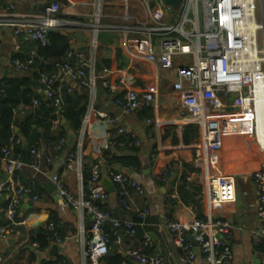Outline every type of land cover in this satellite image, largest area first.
<instances>
[{"label": "built area", "instance_id": "obj_1", "mask_svg": "<svg viewBox=\"0 0 264 264\" xmlns=\"http://www.w3.org/2000/svg\"><path fill=\"white\" fill-rule=\"evenodd\" d=\"M1 1L4 4L0 5V29L9 30L14 36L23 37L41 47L48 43L49 30L91 31L94 53L99 33L118 36L120 50L129 62L127 70H135L136 64L145 66L148 80L154 85L152 92L139 96L128 74H123L116 84H110L101 75H95L93 62L89 64L84 61L81 52L70 50L67 53L69 61L55 64V73H40L37 79L41 97L54 108L56 118L52 123L53 129L61 125L60 73L73 85L89 90L92 97L98 80L101 81L100 89L111 96L122 89L123 97L115 99L114 103L123 115H131L140 109L142 102L154 104L159 96L161 74L175 71L171 86L179 93L180 123L182 126L193 125L199 130L198 138L190 147L194 164L202 166L199 185L206 218L194 215L189 221L166 220L167 229L181 251L183 264H228L231 252L227 242L231 238L232 226L218 215L224 208L233 205L236 180L233 175H221L218 170L221 168V152L226 134L243 137L248 144L255 141L252 133L246 137L240 132L242 124L238 123L246 116H252L251 105L257 77L262 73L261 66H255L254 49H258V45L253 41L250 31V23L255 20V4L259 0H181L177 9L164 6L162 0H65V6L59 0H39L44 10L36 14H19L12 0ZM74 9L93 10V15H84L86 21L82 23L67 22L59 17L69 15V11ZM175 12H179L178 17L174 16ZM36 58L37 53L33 50L27 58L13 59L12 66L19 72H35ZM186 58L190 63H186ZM106 73L104 70L103 74ZM66 92L71 93L72 89L67 88ZM39 106L40 101L34 98L28 106L18 105L13 114L25 115ZM145 123L153 129L163 124L158 117L147 119ZM90 124L112 128L114 120L105 112L89 106L75 151L68 152L62 161L65 170L76 174L78 192L70 191L57 174H51L50 181L60 199V210H72L79 216L78 238L83 258L98 264L106 257L112 243L106 226L110 225L114 231L123 227L132 235L134 224L115 220L100 208L108 195L101 185L100 165L95 164L91 168L89 189L84 191L82 187L83 140L88 135ZM109 132L107 130L104 134L106 143L103 150L113 146ZM131 137L135 146H139V141ZM21 141V138L12 136L9 145L0 150V172L3 173V179L0 178V196L7 197L6 207L0 210L6 221L5 225L0 226V240H6L18 225L19 206L23 197L32 194L33 200L39 198L35 193L36 185L32 182L22 184L16 173L28 166L34 174H40L41 161L45 160L48 164L52 161L51 157L44 158L42 146H33L29 151L31 161L25 164L11 147ZM66 145L67 138H63L51 148L59 154ZM48 146L44 145V148ZM151 160L154 163L157 157L154 155ZM107 171V178L118 187L120 198L125 197L129 189L139 195L145 194L141 184L130 175ZM169 171L161 169L156 180L166 182ZM253 181L257 190L256 215L261 226L258 236L264 240V160L253 171ZM122 203L127 209L129 204ZM149 216L147 208L138 212L141 227L146 225ZM85 221L89 222L88 228L85 227ZM46 230L51 232L54 244L62 243L53 224L47 225ZM186 233L193 238L195 247L186 240ZM33 246L38 247L37 244ZM151 248V238L146 234L142 244L128 251L127 256L135 264H165L159 252L147 253ZM54 264L67 263L55 261ZM261 264H264V260Z\"/></svg>", "mask_w": 264, "mask_h": 264}, {"label": "crops", "instance_id": "obj_2", "mask_svg": "<svg viewBox=\"0 0 264 264\" xmlns=\"http://www.w3.org/2000/svg\"><path fill=\"white\" fill-rule=\"evenodd\" d=\"M12 3L19 14H36L40 12L39 0H12ZM86 14H90L88 10L74 9L70 10L67 16L60 15L62 16L60 18L67 22L82 23L86 21L84 18ZM62 33L71 37L70 50L81 52L84 61L89 64L93 62L94 67L102 59L110 61L111 67L109 69L103 67L98 73L108 83L116 84L123 78V74H128L130 83L139 96L153 91L154 85L148 80L145 66L136 64L138 66L135 70L128 71L127 64L129 62L124 57L126 61L125 67L118 69L119 62L117 63L116 61L115 46H118L120 49L119 40L115 45H111L109 41H106L107 38L116 37V35L99 33L97 48L94 53L91 45L93 38L91 31L75 32L65 30ZM77 33L82 34L84 41L75 39ZM36 47L37 44L34 42L26 40L23 37H16L9 30L0 29V81L15 80L24 82L30 80L31 85L29 89L32 95L40 102L49 105L50 103L48 104L47 100L41 97L40 87L37 82L39 74L46 73V69L49 66L48 62H44L45 66L39 71L37 67L43 61L37 57L35 72H19L12 66L13 59L27 58L31 51H36ZM81 48L85 49L81 50ZM64 60L69 61L67 57ZM104 70H106V74H103ZM174 79V70L163 72L158 85L159 96L156 102L154 104L142 102L137 112L131 115H123L114 103L115 99L123 97L124 91L121 87V90L113 96L102 90V94L95 99V96L92 97L89 90L79 88L70 83L66 78H59L58 76V84L62 87L61 98L67 88L72 89L73 102L70 103V106H74V103L81 104V97L85 96L88 102L87 110L91 105L93 109L105 112L114 120L112 128H106L105 126L96 127L93 124L88 126V135L83 140L81 156L83 161L82 187L84 191L89 189V180H84V174L89 175L93 165H100L101 182L104 178H107V170L116 173L112 167L120 166L113 164L110 167L103 158V146L106 143L104 134L107 130L112 131L113 129V133L115 134L113 140H115V137L122 135L125 140L131 139L134 142L131 137L132 135L139 141V146H135L134 144V147L138 150L135 156L140 160L141 167L144 159H148L150 162L152 156L155 155L157 157V161L153 163L151 160L150 162V174L147 178L142 174V171L126 170L120 166L121 173L127 174V171H131L130 176L141 184L144 189V195H139L129 189L127 190V195L120 198L118 195L119 189L115 186V192L107 193V199L101 205L104 211L110 214L111 218L120 221H127V218H130L131 223H133V217L139 219L138 212L141 209L147 208L150 214L148 218L157 220V222L147 223L145 226L149 229L147 235L151 238L152 243V248L148 249L147 253L149 254L153 251L159 252L164 257L165 264H183L181 262V251L169 234L166 220L169 218L172 220L189 221L197 213L201 218H206V210L202 203L199 185L201 169L194 164L193 151L190 147L198 138L199 130L197 129L198 134L195 138L191 139L188 144H184V130L187 126L193 125L182 126L180 123L179 93L174 91L171 86ZM100 82L98 80L96 88L100 89ZM145 107L149 108L151 118L158 117L163 122L160 128L153 129L151 125L145 123L147 120L144 114ZM257 112H264V108L260 111L257 110ZM257 112L253 117V133L256 126L257 114H261ZM25 116L26 114L17 113L14 115V119L20 121ZM261 122L264 124V121ZM61 126L67 130L66 124H61ZM81 128L74 134L76 142L80 138ZM51 129L54 130L53 128ZM16 130L17 128H15L14 134ZM260 131L264 130L260 129ZM37 132L39 137H42L43 131L40 128L37 129ZM260 134L254 135L257 142L264 147V136ZM15 135H18V133ZM18 138H21L22 141L17 146L23 148L25 145L24 140L22 137ZM240 138L237 137L239 142H241ZM122 145V143L118 144L117 148H122ZM41 146L44 158L51 157L52 159L49 164L45 160L41 161L42 173L34 174L28 166H24L16 173L22 184L25 185L32 182L36 185L35 193L39 198L33 200L32 194L23 197L19 206L18 225L14 227L13 233L6 240H0L2 264H29L31 262L39 264L41 262L50 263L55 261H65L67 264H93L82 256L80 240L78 238L80 227L78 214L72 210H60L61 202L47 194L43 188L44 183L50 181L51 174H57L70 191L78 192L76 174L65 170L62 163L68 152L75 151V146L72 150V147L66 145L59 154H56L53 150L45 149L43 145ZM246 149L247 152L239 149L236 137H232L230 134L224 136L223 150L221 152V168L218 170V173L221 175H233L236 180L235 201L233 205L224 208L218 215L222 221H226L232 226L231 238L227 242L231 252L228 264H261L262 260H264V250H260L262 245H264V240L258 236L261 226L256 215L257 190L253 181L254 167L264 160L262 158L264 154H260L257 145L256 148L252 149L251 147H247L246 144ZM112 153L114 156L117 155V151L114 148L112 149ZM21 159L25 164H28L31 161V156L29 154L21 157ZM0 168L2 169L1 164ZM164 168L170 169L168 177L166 182H159L156 180V176ZM182 176L184 177L185 187L180 181ZM0 178L3 179V173L1 172ZM179 186L184 187V192L191 193L190 197L189 195L187 196L186 204L182 203L181 197L177 192V187ZM167 196L170 197L168 198ZM184 196L186 197V195ZM168 200L171 201L166 202ZM122 202L129 204L127 209L123 206ZM6 205L7 197L0 196V210L4 209ZM52 217L57 220V228L54 227L55 231H57L63 240L61 244H57L58 253L54 257L49 256V249L52 245L56 244L51 242L46 251L40 252L38 247L33 246L36 243L32 241L37 236L38 230L44 228ZM88 223V221H85L86 228L89 227ZM5 224V218L0 213V226ZM110 228L112 232L111 236L114 237L112 242L113 248L123 258H127V252L133 250L135 243L131 239L120 235L121 228L117 231H114L111 226ZM128 261L129 264H135L133 261ZM98 264H103V261H100Z\"/></svg>", "mask_w": 264, "mask_h": 264}, {"label": "trees", "instance_id": "obj_3", "mask_svg": "<svg viewBox=\"0 0 264 264\" xmlns=\"http://www.w3.org/2000/svg\"><path fill=\"white\" fill-rule=\"evenodd\" d=\"M2 4H4V2L0 0V5ZM59 17L62 18V16ZM70 40V35L58 32L52 33L48 36V43L46 46L41 47L37 45V57L43 62H48L49 64L45 74L51 75L55 73V64L65 62L64 59L67 57L68 51H70ZM118 40L119 37H109L106 39V41H109V44L111 45H115ZM115 47L116 61L117 63L119 62L117 67L118 69H121L122 67H124L126 61L118 46ZM103 67H105V69H109L111 67L110 61L102 59L99 61V63H96L94 67L96 76ZM1 84H3V86H1ZM30 85V80H26L24 82H18L15 80L0 81V91H2V93H0V150L5 146L9 145V139L12 136H15L16 138L22 137L24 143L28 146V149L26 151L22 147L17 146L15 144H12L11 146L14 154L20 155L21 157L29 155V151L33 146L49 145L45 149L52 150L51 147L57 144L60 139L67 138L69 132L76 134L78 130L82 127V123L86 115L88 106L87 97L85 96L81 97V104L74 103V106H70V103L73 102L72 93H67L66 91L63 92V104L60 111V119L63 118L65 120L67 130H65L64 127H62L61 125H59L54 130L51 129L52 123L56 118L53 114L54 108L52 107L51 103L47 105L46 103L40 102V106L37 110L28 112L23 120H16L14 119L13 111L17 108V106L20 104L28 106L31 104V101L36 98L32 95L29 89ZM23 87L24 89L22 90ZM144 114L146 119H151L152 116L148 107L144 108ZM15 128H17L18 130V135L14 134ZM38 128L43 131L42 137H39L38 135ZM197 129L198 128L195 126H187L185 128L183 135L184 144H188L191 139L197 136ZM109 133L113 146L103 151V158L106 161L107 165L111 167L113 164H117L120 165L123 169L140 172L141 162L135 156V154L138 153V150L134 147V142L131 139L125 140L122 135H120L119 137H115V140H113V137L115 135L113 133V129ZM120 143L123 144L122 148H117L118 144ZM250 147L254 149L256 148V144L253 143ZM113 148L117 151V155L115 156L112 153ZM73 149L74 147H72V150ZM90 174L91 172L89 173V175L84 174V180L88 181L90 178ZM180 181L185 187L186 185L184 183L183 176L181 177ZM184 187H177V192L181 197L182 203L186 204L187 196L189 195L190 197L191 193H188L187 191L184 192ZM183 192L186 197L183 195ZM170 201L171 200H168L166 202ZM100 208L104 210L102 205H100ZM197 217L201 218L198 213ZM168 220L172 219L168 218ZM132 222L134 224V234L130 235L122 227L120 230V235L127 239H131L135 243L133 248L135 249L140 244H142L143 236L148 233L149 229L145 227L146 225L144 227H141L139 225L141 223L140 219L133 217ZM152 222H157V220L148 218L145 224H149ZM49 224H53V226L57 228L56 218H50L46 223L45 227L39 229L37 232V236L32 240L38 245V250L40 252L46 251L52 242V234L51 232L48 233L46 230V226ZM55 228L54 231L56 230ZM105 229L110 236L111 242H113L114 237L111 236L112 232L110 225L106 226ZM260 250H264V245H262ZM127 259L130 260L129 257L123 258L120 254H118L111 243L110 250L102 261L103 264H129V261ZM39 264H54V262H41Z\"/></svg>", "mask_w": 264, "mask_h": 264}, {"label": "water", "instance_id": "obj_4", "mask_svg": "<svg viewBox=\"0 0 264 264\" xmlns=\"http://www.w3.org/2000/svg\"><path fill=\"white\" fill-rule=\"evenodd\" d=\"M180 1L181 0H162V3L164 6H171L173 9H177L179 4H180ZM60 4L62 6H65L66 5V2L65 0H59ZM44 10V6H40V12H42ZM59 31L57 30H49L48 31V36L52 33H58ZM75 39L77 40H81V41H84V37L82 36L81 33H77L76 36H75ZM85 48H81V50H84ZM45 66L44 62H40V64L38 65V70L41 71L43 69V67ZM63 77V74L60 73L59 74V78H62ZM102 90L99 89V88H96L95 89V93H94V96H95V99L98 98V96L100 94H102ZM47 103L49 104L50 102L47 101ZM61 124L62 125H65L66 122L65 120L62 118L61 119ZM18 131L16 130L15 131V134H17ZM75 143H76V136L72 133V132H69L68 133V139H67V145L70 146V147H74L75 146ZM24 150H27L28 149V146L25 144L24 147H23ZM199 168H201L202 166L199 164L198 165ZM150 168H151V164L149 162L148 159H144L143 160V164H142V167H141V171H142V174L147 178L150 174ZM112 169L116 172H120L121 171V167L120 166H113ZM127 175H131V171H127L126 172ZM170 184V182H169ZM101 185L104 187V190L107 192V193H113L115 192L116 188H115V185L111 182V180L109 178H104L101 182ZM43 188L45 189V191L47 192V194L51 195L53 198H56L57 201H60V199L58 198L57 194H56V190H55V187L54 185L52 184L51 181H48L46 183H44L43 185ZM127 221L128 222H131V219L130 218H127ZM89 225V223H88ZM185 238L188 242H190L194 247H195V243L193 242V238L190 236V234L186 233L185 234ZM57 253H58V246L57 245H52L49 249V256H57Z\"/></svg>", "mask_w": 264, "mask_h": 264}, {"label": "rangeland", "instance_id": "obj_5", "mask_svg": "<svg viewBox=\"0 0 264 264\" xmlns=\"http://www.w3.org/2000/svg\"><path fill=\"white\" fill-rule=\"evenodd\" d=\"M88 11L90 13L89 15L92 16L93 15V10H88ZM174 16L175 17H178L179 16V12H175L174 13ZM255 20H256V22L258 24L264 25V0H259L255 4ZM257 44H258L259 51H264V31H258L257 32ZM260 56H264V55L261 54ZM186 63H190V61L187 60V58H186ZM261 72L264 73V65L261 66ZM262 108H264V107H262ZM251 119H252L251 118V115L250 116H246L244 118V120H242L240 123H238V124H242V127H241L240 132L244 133L246 135V137L250 136L251 133H252V124H253V121L251 123ZM261 120H264V112H262L261 115L260 114H257V121H256V126L254 128V134L256 135L257 133L258 134L261 133L260 135L264 136V131H262V132L260 131V129L264 130V124H262ZM240 139H241L240 140L241 142H239L237 140V138H236V142H238V144H239V149L241 151H243V150L246 151L247 149H246V141H245V138L241 137ZM262 158H264V157H262ZM258 165H256L254 168L256 169Z\"/></svg>", "mask_w": 264, "mask_h": 264}, {"label": "bare ground", "instance_id": "obj_6", "mask_svg": "<svg viewBox=\"0 0 264 264\" xmlns=\"http://www.w3.org/2000/svg\"><path fill=\"white\" fill-rule=\"evenodd\" d=\"M250 31H251V35L254 38V42L255 44L257 43V32L258 31H264V25H260L256 22V20L251 21L250 23ZM258 45V44H257ZM255 54H254V58H255V62H256V67L262 66L264 65V56H260V54L264 55V51H259V48H255ZM258 83H257V88L255 91V95L252 101V121H253V117L256 114L257 110L260 111L262 110V107H264V73H261L258 77H257ZM261 107V108H260ZM259 108V109H258ZM261 113V112H258ZM261 115V114H260ZM264 121V120H261ZM252 134L254 137V142L250 141L249 144L247 143V147H250L253 143H255L259 149L264 152V147H262L258 142L257 139L255 138V135L253 133V124H252Z\"/></svg>", "mask_w": 264, "mask_h": 264}]
</instances>
